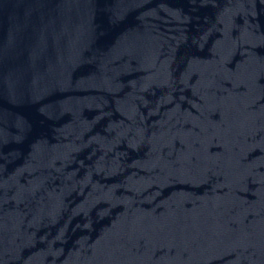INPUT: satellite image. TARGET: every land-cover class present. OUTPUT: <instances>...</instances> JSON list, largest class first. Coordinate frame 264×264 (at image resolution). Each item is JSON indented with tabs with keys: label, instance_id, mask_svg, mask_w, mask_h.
<instances>
[{
	"label": "water",
	"instance_id": "1",
	"mask_svg": "<svg viewBox=\"0 0 264 264\" xmlns=\"http://www.w3.org/2000/svg\"><path fill=\"white\" fill-rule=\"evenodd\" d=\"M0 264H264V0H0Z\"/></svg>",
	"mask_w": 264,
	"mask_h": 264
}]
</instances>
